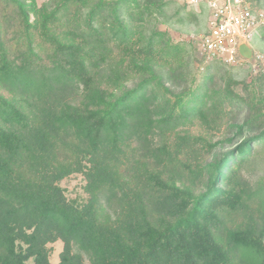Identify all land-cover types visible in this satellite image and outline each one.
Masks as SVG:
<instances>
[{
	"label": "trees",
	"instance_id": "16d2710c",
	"mask_svg": "<svg viewBox=\"0 0 264 264\" xmlns=\"http://www.w3.org/2000/svg\"><path fill=\"white\" fill-rule=\"evenodd\" d=\"M171 4L0 0V264H264V73L198 81Z\"/></svg>",
	"mask_w": 264,
	"mask_h": 264
},
{
	"label": "built area",
	"instance_id": "2783aa9c",
	"mask_svg": "<svg viewBox=\"0 0 264 264\" xmlns=\"http://www.w3.org/2000/svg\"><path fill=\"white\" fill-rule=\"evenodd\" d=\"M180 1L192 10L205 8L207 12V28L200 40V50L206 61L216 59L225 66L246 62L239 56V47L248 45L253 35L264 30V7H255L252 0ZM255 61L264 65L260 55Z\"/></svg>",
	"mask_w": 264,
	"mask_h": 264
},
{
	"label": "rangeland",
	"instance_id": "374dc122",
	"mask_svg": "<svg viewBox=\"0 0 264 264\" xmlns=\"http://www.w3.org/2000/svg\"><path fill=\"white\" fill-rule=\"evenodd\" d=\"M44 1L45 0H36L39 5ZM181 4L180 0H172V4L169 9H167L166 19L160 27L161 29L167 30L177 42H189L197 45L207 28V12L205 8H195L198 12L196 16L186 17L184 12L183 16L180 17L181 19H179V17L175 16V12L181 7ZM187 10H192V7L187 6ZM263 32L264 30L259 31L256 35L252 36L250 41H248V45L253 51V57L251 60L238 66L227 67L229 73L235 80L249 83L259 74L264 73V65H262L261 62L255 61V57L257 55L264 58V39L261 37ZM207 63L208 61L202 64L198 63V65H194L198 81L202 79L203 75L207 74L205 70ZM219 136L220 135L216 136L215 139ZM84 183L85 181L82 176L74 175L73 177L63 180L61 182V186L66 190L65 194L68 198H84ZM47 246L49 249L50 263L58 264L59 255L63 249L62 242L59 240L54 243H49Z\"/></svg>",
	"mask_w": 264,
	"mask_h": 264
},
{
	"label": "water",
	"instance_id": "95a60500",
	"mask_svg": "<svg viewBox=\"0 0 264 264\" xmlns=\"http://www.w3.org/2000/svg\"><path fill=\"white\" fill-rule=\"evenodd\" d=\"M239 56L242 59H244L246 61H249L253 57V51H252V49L248 45L242 44L239 47Z\"/></svg>",
	"mask_w": 264,
	"mask_h": 264
}]
</instances>
